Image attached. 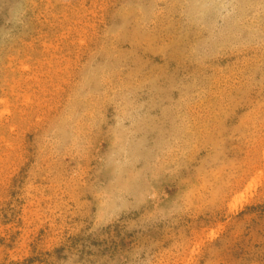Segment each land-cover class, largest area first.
<instances>
[{
    "label": "rangeland",
    "instance_id": "1",
    "mask_svg": "<svg viewBox=\"0 0 264 264\" xmlns=\"http://www.w3.org/2000/svg\"><path fill=\"white\" fill-rule=\"evenodd\" d=\"M0 264H264V0H0Z\"/></svg>",
    "mask_w": 264,
    "mask_h": 264
}]
</instances>
